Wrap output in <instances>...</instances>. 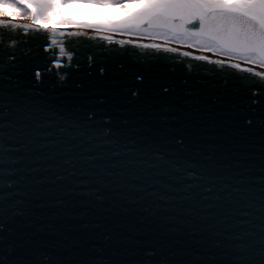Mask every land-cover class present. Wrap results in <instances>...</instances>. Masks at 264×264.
I'll list each match as a JSON object with an SVG mask.
<instances>
[{
  "label": "water",
  "instance_id": "obj_1",
  "mask_svg": "<svg viewBox=\"0 0 264 264\" xmlns=\"http://www.w3.org/2000/svg\"><path fill=\"white\" fill-rule=\"evenodd\" d=\"M35 35L32 70L44 37L67 42L80 67L62 85L59 70L38 86L32 70L19 88L4 78L0 264H264V97L253 105L205 65L199 77L173 60L146 68L145 39ZM128 41L138 48L124 53Z\"/></svg>",
  "mask_w": 264,
  "mask_h": 264
},
{
  "label": "snow or ice",
  "instance_id": "obj_2",
  "mask_svg": "<svg viewBox=\"0 0 264 264\" xmlns=\"http://www.w3.org/2000/svg\"><path fill=\"white\" fill-rule=\"evenodd\" d=\"M70 5H91L114 11H103L99 15L63 11ZM25 15L37 25L31 32L23 30L27 26L15 23ZM82 16L89 19L82 20ZM41 25L45 29L57 25L113 32L119 26L160 29L162 33H171L170 37L162 35L165 43L177 46L143 44L139 56L146 61L144 67H167L165 62L173 60V70L183 67L189 76L199 77L202 71L199 65H205L221 78L225 88L250 93L253 105L264 97V0H0V103H4L7 91L5 76L14 73V86L19 88L20 77L32 70L37 57L33 54L31 39L39 38L35 33ZM22 37L28 38L24 40L28 44L27 51L22 50ZM44 39L41 52L47 54L43 57L45 64L31 72L35 86L54 70H59L54 71V75L62 85L69 75L65 69L80 67L75 60L78 53L67 42L58 44L56 40ZM120 47L127 53L129 47L138 48V45L128 41L121 42ZM181 48L187 50L181 51ZM210 54L220 58L213 59ZM87 61L90 68L96 65L93 54L87 55ZM98 69L102 78L107 68L100 64ZM136 79L143 82L142 75ZM161 90L168 93L172 89L162 86ZM132 94L138 96V91L133 90Z\"/></svg>",
  "mask_w": 264,
  "mask_h": 264
},
{
  "label": "rangeland",
  "instance_id": "obj_3",
  "mask_svg": "<svg viewBox=\"0 0 264 264\" xmlns=\"http://www.w3.org/2000/svg\"><path fill=\"white\" fill-rule=\"evenodd\" d=\"M63 11L65 12H77V13H88L91 12L93 15H99L103 11H114L113 9H103V8H97L95 6L91 5H70L66 6ZM82 20H88V16H82ZM20 20L22 21H27V22H32L31 17L28 15H25V17L21 18ZM50 26H56V27H74V26H57V25H50ZM78 28H83V27H78ZM96 30V29H94ZM109 32H113L111 30H108ZM113 33H119L120 35H126V36H136V37H148V38H156V36H162V30L160 29H148L145 30L144 28H129L125 26H119L118 30L113 32ZM161 33V34H159Z\"/></svg>",
  "mask_w": 264,
  "mask_h": 264
},
{
  "label": "bare ground",
  "instance_id": "obj_4",
  "mask_svg": "<svg viewBox=\"0 0 264 264\" xmlns=\"http://www.w3.org/2000/svg\"><path fill=\"white\" fill-rule=\"evenodd\" d=\"M20 20V19H18ZM27 22V21H26ZM69 29H74V30H78V31H94V32H98V33H108L110 35H117L118 37H124L127 39H145V41L147 42H152V43H160L162 45H167V46H172V47H176L177 45L175 43H165V41L162 39V36H156V38H148V37H136V36H126V35H120L119 33H113V32H109L108 30H94V29H87V28H78V27H69ZM161 34V33H159ZM162 35H167V36H171V33H166V34H162ZM181 49H186V48H181ZM259 70V69H257Z\"/></svg>",
  "mask_w": 264,
  "mask_h": 264
}]
</instances>
